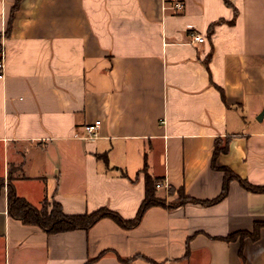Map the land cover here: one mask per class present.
<instances>
[{"label": "crops", "instance_id": "crops-1", "mask_svg": "<svg viewBox=\"0 0 264 264\" xmlns=\"http://www.w3.org/2000/svg\"><path fill=\"white\" fill-rule=\"evenodd\" d=\"M15 4L0 0V178L19 198L131 221L146 172L167 206L180 190L211 202L226 140L216 167L264 186V0H20L6 35ZM7 195L0 264H264V228L224 241L264 224V194L236 182L214 206L155 207L134 230L103 220L55 236L12 220Z\"/></svg>", "mask_w": 264, "mask_h": 264}, {"label": "trees", "instance_id": "trees-1", "mask_svg": "<svg viewBox=\"0 0 264 264\" xmlns=\"http://www.w3.org/2000/svg\"><path fill=\"white\" fill-rule=\"evenodd\" d=\"M19 2L20 0H16V4L13 7L9 25L7 28L6 35H9L12 30V22L15 12L19 8ZM228 6H230L227 3ZM214 30V26L210 27L209 32L212 33ZM0 52H1V43H0ZM210 58L205 62V66L208 68ZM221 92V96L224 99L223 92ZM228 144L229 140L224 141H217L215 145L214 150V156L212 160V167L214 170H217L218 172H221L224 174V183L223 188L220 196L211 202H200L193 199L187 198L183 191H178V201L170 206H167L166 202L161 200L158 196L159 190L156 188V186L160 183H162L159 179H154L150 177L145 172V196L144 200L137 212V215L134 220L126 221L124 220L118 213L113 212L109 210L108 208H102L92 214L88 215H77V216H69L65 215L62 211L61 205L58 203L53 202L51 205H49L48 201L45 200L41 208H36L32 205H30L26 200L19 198L15 192V189L12 185V180L9 177L7 181H5L3 178H0V193L1 191L6 188L8 195H7V202H8V215L9 217L17 222H20L23 226L26 227H33L38 228L41 231H43L48 236H55L60 234H66L71 233L75 231H90L96 224L103 220H111L116 225H118L123 230H134L136 229L144 215L152 208L155 207H161L166 208H179L186 205H197L202 207H211L214 206L223 200H225L229 193V188L231 183L236 182L238 183L243 190H245L248 193L252 194H264V186L263 187H255L248 183L247 181H244L240 179L238 176H236L232 171H230L227 168H217L216 167V161L217 158L221 154H227L228 153ZM104 160L106 158L104 157ZM169 194H174V191L169 189ZM50 208V211H49ZM264 228V224H257L255 226V231L253 235L247 234V233H240L236 235H232L225 239L224 241L227 243H233L236 242L238 239L243 242L245 239H249L253 242H257L259 239V231L260 229ZM242 252V250H241ZM240 252V253H241ZM242 256V253L240 254ZM119 261L122 264H130L132 261L123 260L118 258ZM94 261H88L87 264H92Z\"/></svg>", "mask_w": 264, "mask_h": 264}, {"label": "built area", "instance_id": "built-area-1", "mask_svg": "<svg viewBox=\"0 0 264 264\" xmlns=\"http://www.w3.org/2000/svg\"><path fill=\"white\" fill-rule=\"evenodd\" d=\"M176 9L178 11H180V10H182V6L177 5ZM204 41L205 40L202 37H199V36L194 37V43H196V44H203ZM4 68L5 67H4L3 61H0V80H3V78H4V74H3ZM100 126H101V123L97 122V123L89 124V125H86L85 127H83V130L85 133V139L88 141H93V140L97 139ZM156 188L158 190H163V189H166L167 186L164 183H160L156 186Z\"/></svg>", "mask_w": 264, "mask_h": 264}, {"label": "water", "instance_id": "water-1", "mask_svg": "<svg viewBox=\"0 0 264 264\" xmlns=\"http://www.w3.org/2000/svg\"><path fill=\"white\" fill-rule=\"evenodd\" d=\"M264 120V110L262 111V113L258 116V118H257V121L258 122H262Z\"/></svg>", "mask_w": 264, "mask_h": 264}, {"label": "rangeland", "instance_id": "rangeland-1", "mask_svg": "<svg viewBox=\"0 0 264 264\" xmlns=\"http://www.w3.org/2000/svg\"><path fill=\"white\" fill-rule=\"evenodd\" d=\"M49 203V205H51L52 203H50V202H48ZM49 211H50V208H49Z\"/></svg>", "mask_w": 264, "mask_h": 264}]
</instances>
